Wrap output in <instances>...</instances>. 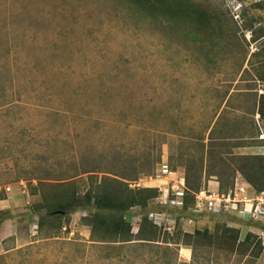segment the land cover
<instances>
[{"label": "rangeland", "instance_id": "obj_1", "mask_svg": "<svg viewBox=\"0 0 264 264\" xmlns=\"http://www.w3.org/2000/svg\"><path fill=\"white\" fill-rule=\"evenodd\" d=\"M194 1L218 6L231 22L240 19L241 5L256 0ZM186 33L120 0H0V195L9 199L8 207L0 204L7 211L0 220V264H264V250L252 259L199 247L190 262L192 250L183 244H94L78 226L83 211L71 216L68 231L45 237L37 215H28L30 191L43 171L67 177L92 161L115 172L151 167L136 184L155 186L150 176L162 160L183 174L177 164L196 156L191 131L210 121L205 136L213 126L233 130L241 115L233 108L264 91L247 65L255 43L238 30L237 46L225 44L228 38L212 48ZM263 137L231 138L225 153L262 154ZM170 178L159 185V205L169 199ZM236 180H243L240 173ZM135 216L133 210L127 218ZM186 216V230L226 222L264 242V220L245 223L249 215L237 216L235 209L199 205Z\"/></svg>", "mask_w": 264, "mask_h": 264}, {"label": "trees", "instance_id": "obj_2", "mask_svg": "<svg viewBox=\"0 0 264 264\" xmlns=\"http://www.w3.org/2000/svg\"><path fill=\"white\" fill-rule=\"evenodd\" d=\"M120 1L126 2L135 11L152 21L178 28L183 34L187 31L194 41L200 40L201 43L208 40L212 48L215 47V43L219 46L228 38L230 42L225 44L237 46L238 43H234L237 31H241L242 35L249 32L255 48L247 60L248 69L250 72L253 71V77L257 81L264 83V15L258 13L259 10L264 9L262 0L251 1L249 8L245 4L241 5L240 19L231 22L221 18L223 12L218 6L215 8L204 6L194 0ZM196 34L201 36H193ZM200 51L205 55L208 50ZM233 110L241 113L236 119L237 124L234 125L233 130L228 124L220 130L212 125L209 135L205 136L210 121L202 125L197 132L189 133L191 134L189 141L195 147L197 154L177 164V168L183 171L184 177L181 205H170L168 200L159 205L157 199L161 191L158 187L136 184L142 175L150 174L151 167L146 169L125 167L124 170L115 172L110 169L102 170L100 162L92 161L88 166L80 167L79 171L67 177V173L52 177L50 171H43L42 175L36 178L30 191L34 200L28 208V215H37L38 233L52 237L62 229L68 231L71 216L83 211L84 214L78 218V226L83 225L88 229L89 240L94 244H106L116 249L139 241L162 242L167 245L183 244L192 250L190 262H193L194 253L199 247L212 246L252 259L263 255L264 242L252 231H246L242 235L240 227L228 225L226 222H215L212 227L194 226L192 230H186L181 223L183 218H188L187 212L198 208L195 193L206 188L210 176H216L210 182L214 183L220 192H227L232 188L236 173H240L245 183L255 192H264V153L231 155V152L225 153L224 150L228 145L227 141L231 138H244L245 135L253 138L260 134V127L264 125V91L253 93L249 104L245 101ZM256 115H258L257 119ZM256 120L259 123H256ZM215 130H217L216 134ZM232 131L237 132L238 135H230ZM180 158L183 160L184 157L180 156ZM83 174L85 175L83 179L74 178L75 175ZM132 182L134 183L131 184ZM172 197L174 195L170 193L168 198ZM3 198L5 195H0V199ZM154 205H156L155 210L166 212L173 219L169 228L158 225L149 217ZM241 206L239 204L237 210H240ZM133 210L136 211L134 221L127 218ZM53 211L64 213L53 214ZM5 214H7L6 210L0 211V220ZM244 222L249 223L251 219ZM134 225H136L135 232L132 230Z\"/></svg>", "mask_w": 264, "mask_h": 264}, {"label": "built area", "instance_id": "obj_3", "mask_svg": "<svg viewBox=\"0 0 264 264\" xmlns=\"http://www.w3.org/2000/svg\"><path fill=\"white\" fill-rule=\"evenodd\" d=\"M169 176L171 177L170 180H173V183L168 187L167 195L169 196L170 193H172L174 197L168 199V201L169 203H173L175 205H181L184 177L182 174L175 172L166 160H162L159 163L156 172L153 176H150V178L155 180H167L166 178ZM247 186L249 185L246 183L241 184L236 180L232 188H230L227 192H220L216 188L210 187L202 188L195 193V200L198 206L203 205L208 211H217L221 209L236 210L238 209V205L241 204L242 206L240 209L243 214L247 213L252 221L262 222L264 219V192L254 191L250 194L247 191ZM167 198L168 197H166V199ZM168 216L169 215H167V217ZM149 217L158 225H164L167 228H169L173 222V219L170 218V216L167 218L164 212L157 210L152 211L149 214Z\"/></svg>", "mask_w": 264, "mask_h": 264}, {"label": "crops", "instance_id": "obj_4", "mask_svg": "<svg viewBox=\"0 0 264 264\" xmlns=\"http://www.w3.org/2000/svg\"><path fill=\"white\" fill-rule=\"evenodd\" d=\"M260 134H262V135H264V125H262V127H260ZM264 138V137H263ZM264 146V145H263ZM175 171V170H174ZM179 174H182V173H180L179 172ZM183 175V174H182ZM153 181H156L157 182V184L155 185V186H158V187H160L159 185H161V183L163 184V182L165 183V185H167V180H155V179H152ZM237 182H239V183H243V184H245V181L244 180H241V181H238L237 180ZM247 184V183H246ZM164 185V186H165ZM248 185V184H247ZM161 186H163V185H161ZM210 188H217V186L213 183V184H211V185H208ZM248 188H247V191L250 193V194H252L253 192H254V190L252 189V187H250V186H247ZM4 202H7V207L9 206L8 205V202H9V199L7 198V199H0V204H4ZM3 206H5V205H3ZM3 206L1 207V208H3ZM238 213H242L243 214V212L241 211V209L240 210H237L236 209V215L238 216V215H240V214H238ZM244 215V218L247 216V213L246 214H243ZM246 219V218H245ZM250 219V218H249ZM248 219H246V221H247ZM264 220V219H263ZM261 221H258V222H256V221H252L251 220V222H249V223H252V224H259ZM247 223V222H246ZM251 224V225H252ZM261 224V223H260ZM255 225V226H256ZM188 255L189 254V251L187 250L186 252H185V255Z\"/></svg>", "mask_w": 264, "mask_h": 264}, {"label": "water", "instance_id": "obj_5", "mask_svg": "<svg viewBox=\"0 0 264 264\" xmlns=\"http://www.w3.org/2000/svg\"><path fill=\"white\" fill-rule=\"evenodd\" d=\"M52 213L54 214V213H64V212L63 211H53Z\"/></svg>", "mask_w": 264, "mask_h": 264}]
</instances>
